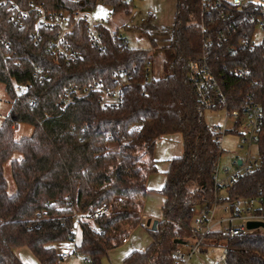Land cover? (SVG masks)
<instances>
[{
  "label": "trees",
  "instance_id": "1",
  "mask_svg": "<svg viewBox=\"0 0 264 264\" xmlns=\"http://www.w3.org/2000/svg\"><path fill=\"white\" fill-rule=\"evenodd\" d=\"M14 1L24 9L36 4L70 15L92 11L97 3L109 5L113 13L130 14L132 3ZM210 1L207 7L202 0H176L171 35L161 47L167 58L165 75L158 79L147 76L151 48L130 47L105 25H96L101 44L96 48L90 44L85 22L78 21L66 38L79 59L65 63L48 49L55 31L42 29L39 40L33 37L34 12L17 26L9 19L8 7L0 6V37L10 46L1 53L5 63L0 55V84L10 105L0 124V264H23L14 252L20 246L28 248L40 264H65L56 244L73 242L76 226L81 239L73 252L90 264H101L141 222L147 177L156 171V141L180 133L183 152L170 160L165 172L161 218L156 229H147L151 241L123 259V264H173V251L199 237L191 221L196 206L207 205L213 196L214 167L223 152L187 78V63L203 54L221 83L227 108L238 109L251 100L262 113L259 166L228 185L224 200L264 193V36L252 50L237 46L240 37L254 34L259 17L250 1L242 8L252 16L230 14ZM34 66L47 77L36 78ZM236 68L246 73L237 76ZM121 69L129 72L130 80L119 107H103L98 92L60 107L66 87L95 81L114 86L112 73ZM12 82L26 87L16 100ZM14 123L17 128L29 126L30 133L15 137ZM228 131L237 132L235 127ZM109 143L118 148H109ZM7 161L15 186L12 195L4 176ZM102 203L107 210L95 217ZM204 240L224 249V264H264V235L230 237L214 231Z\"/></svg>",
  "mask_w": 264,
  "mask_h": 264
},
{
  "label": "built area",
  "instance_id": "2",
  "mask_svg": "<svg viewBox=\"0 0 264 264\" xmlns=\"http://www.w3.org/2000/svg\"><path fill=\"white\" fill-rule=\"evenodd\" d=\"M74 1V0H71ZM210 0H202L203 6L211 7ZM216 6L225 8L230 14L236 16L251 15V11L243 9L242 6L248 1L244 0H212ZM253 8L259 17L254 34L252 36L244 35L238 39L237 46L240 49L252 50L253 47L262 40L264 36V9L255 2H252ZM0 6H7L10 10L9 19L13 24L21 26L23 20L30 12L35 13L34 33L36 41L40 39V30L55 31V37L51 38L48 43V49L51 54L63 59L65 63L75 62L79 59V54L73 49L66 35L70 33L76 23L80 20L86 24V34L90 40L91 46L101 48L100 34L96 27L99 23L94 21L90 16V11H76L72 15L65 10L51 11L46 10L42 5L32 4L29 8L24 9L17 5L14 0H0ZM151 15V13L149 12ZM106 26V25H105ZM124 42L126 40L124 39ZM10 49L9 43L0 37V55L1 60L5 63L2 50ZM232 49L230 50V52ZM229 52V53H230ZM147 64V76H148ZM187 78L194 88V93L199 106L202 109L224 108L226 116L222 125H213L211 130L216 134V139L221 146V139L228 131L225 122L232 119L233 126L230 129L236 128L237 141L236 146L244 151L242 157H235L232 160L231 166L220 168L219 159L214 167L213 172V196L205 205L203 213L199 217H194L191 221L192 229L199 237L187 245L190 252L186 255L182 247L176 248L173 251L175 261L173 264H188L192 255L206 234L214 231L227 233L230 237L246 234L248 222H261L264 225V193L256 196L243 198L238 197L232 202L225 201V188L234 183V181L242 174L253 172L260 163L261 156L258 153V133L261 128L262 113L260 106L252 102L246 101L238 109L230 110L225 105V95L223 94L221 83L213 74L208 63L206 54L195 60L187 63ZM33 75L39 80H43L47 76L40 71L38 66L33 67ZM233 73L237 76L243 75L246 71L241 68H236ZM114 86H103L101 81H95L86 85H70L66 87L59 98V105L65 109L73 100L86 96L93 92H98V102L103 107L116 108L121 105L123 98V90L129 85L130 74L126 70H118L112 73ZM149 78V77H148ZM15 100L19 98L20 93L26 90L24 85H19L12 82ZM13 128H17L14 123ZM254 148V153L251 154V149ZM222 172V177H220ZM220 209L224 214L223 217H216V210ZM107 206L102 203L94 212V216L98 217L106 212ZM79 216H75V220H79ZM226 224V227H223ZM262 228V227H261ZM126 239L123 240L125 242ZM64 258L74 256V252L69 250H61Z\"/></svg>",
  "mask_w": 264,
  "mask_h": 264
},
{
  "label": "rangeland",
  "instance_id": "3",
  "mask_svg": "<svg viewBox=\"0 0 264 264\" xmlns=\"http://www.w3.org/2000/svg\"><path fill=\"white\" fill-rule=\"evenodd\" d=\"M244 1L258 3L264 9V0ZM175 7L176 0H132L130 6L131 13L126 14L124 11L113 13L109 5L97 3L92 11H90V16L94 19V21L103 23L113 32H116L119 36L123 37L130 47L143 49L151 48V60L148 66V77L151 79H158L165 75L163 64L167 61V58L161 47L167 44L168 39L170 38L171 28L174 23ZM9 106L10 105L3 90V86L0 84V124L7 116ZM225 116L226 110L224 108L205 109L203 111L204 121L210 128L213 125H222L224 123ZM225 124L227 129H230L233 126L232 119H228ZM30 131L31 128L29 126L19 124L18 128L14 131V136L18 137L20 135H26L30 133ZM236 141L237 135L231 131H228L223 135L221 139L223 152L220 155L218 162L220 168L231 166L232 160L235 157H242L244 155V151L237 148ZM108 147L112 149L118 148L115 143H109ZM253 153L254 148L251 149V154ZM4 176L7 180V192L9 195H12L15 192V186L10 173L9 161L4 164ZM220 177H222V172H220ZM155 193V191L152 193L154 194V197ZM204 208L205 204L196 206L194 217H199L203 213ZM156 213H158L159 216L161 215L160 210H156ZM223 216L224 214L222 211L217 209L216 217L219 218ZM223 227H226V224H223ZM138 229L142 231V239H145L147 237L145 235L148 233L147 230L141 227ZM245 232L264 235V228L257 227L246 230ZM80 239L81 230L79 226H76L74 230V241L65 244L70 252H73L74 246L80 242ZM59 244L61 243L56 244L58 250L60 249ZM127 248H129L127 243H123L114 248L101 260V264H123L122 258L124 254H126ZM22 249L27 251L25 247ZM182 250L186 255L190 252V248L185 244L182 245ZM14 252H16V249ZM21 258H24V256ZM33 259L36 264H39L34 257ZM25 262H27V264H31L26 258ZM64 263L90 264L84 256L76 253L70 258H64ZM188 264H224V249L218 246L214 247L211 243L204 240L196 252L192 255Z\"/></svg>",
  "mask_w": 264,
  "mask_h": 264
},
{
  "label": "crops",
  "instance_id": "4",
  "mask_svg": "<svg viewBox=\"0 0 264 264\" xmlns=\"http://www.w3.org/2000/svg\"><path fill=\"white\" fill-rule=\"evenodd\" d=\"M182 152H183V145H182V137L180 133H171L159 138L156 141L153 149V159L156 162V171L154 173L149 174L147 177V181H146L147 194L144 201L141 222L137 227L129 230L128 237L124 242L128 244L129 248H127L126 254H124L122 260L130 252L135 250H144L149 245L151 239L149 235H147L148 231L146 232L147 234L145 235L147 237L145 239H142L143 236L142 231L138 228L140 227L145 228V230L151 229L152 228L151 226H153L155 222L157 224V222L160 220L161 215L159 216L158 213H156V210L157 211L160 210L161 212V206L164 200L163 196L160 194V189L162 188V185L165 180V172L168 169L170 160L174 157L180 156ZM154 191L156 192L155 197L154 194H152ZM66 243L68 242H63L59 244L60 252L61 250H66V249L68 250L67 246L65 245ZM23 247L25 246H20L16 248V252H15L16 256L23 262V264H27V262H25V258L31 264H36L33 261L34 255L31 253V251L25 247L28 251L27 252L25 251V249H22ZM112 250H110L109 252H111ZM23 256L24 258H21Z\"/></svg>",
  "mask_w": 264,
  "mask_h": 264
},
{
  "label": "water",
  "instance_id": "5",
  "mask_svg": "<svg viewBox=\"0 0 264 264\" xmlns=\"http://www.w3.org/2000/svg\"><path fill=\"white\" fill-rule=\"evenodd\" d=\"M257 227L264 228V225L261 222H248L247 223L248 229H253V228H257ZM152 229H156V222L153 224Z\"/></svg>",
  "mask_w": 264,
  "mask_h": 264
}]
</instances>
